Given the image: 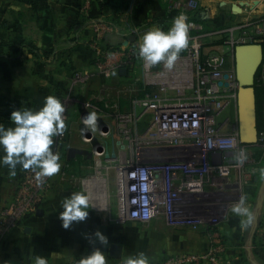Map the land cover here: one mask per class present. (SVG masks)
I'll return each instance as SVG.
<instances>
[{"label": "built area", "instance_id": "built-area-1", "mask_svg": "<svg viewBox=\"0 0 264 264\" xmlns=\"http://www.w3.org/2000/svg\"><path fill=\"white\" fill-rule=\"evenodd\" d=\"M104 1L82 0L80 13L89 18L92 6ZM165 2L166 13L177 11L178 15L183 13L187 17L190 25L189 45L183 49V55L179 56L171 70L164 67L158 74H145L147 82L142 84L143 95H132L128 99L127 110L114 111V119L120 132L129 136L136 123L141 120L138 117L143 118L150 113V119L135 143L131 137L126 138L124 149L114 156L115 165L110 164L114 158L105 153L104 145L97 144L95 147L98 154L108 155L106 164L101 169L95 168L89 176L69 178L79 180L85 193L90 196V205L94 209L108 210L112 196L108 189L109 171L112 170L116 208V217L112 221L146 224L151 220L161 219L164 224L172 226L185 223L194 226L197 223L205 224L212 238L202 255H191L190 252L168 255L158 264H198L204 258L212 264H229L225 240L214 228L219 223L217 213L220 207L217 206L224 203L211 202L208 196L212 193L235 194L241 189L242 183L251 180L259 170L260 159L248 157L240 165L235 158L240 149L254 145L239 141L236 117L238 83L232 48L239 43L264 41V18L229 29L216 27L208 30L194 18L201 9L200 0ZM91 28L95 40H98L105 32L118 30L119 26L98 19L91 21ZM237 28L240 33L234 35ZM135 33L136 30L132 29L131 34ZM225 33L228 34L222 42L231 47L229 58L216 50L202 52L206 43ZM127 42L130 45L121 51L122 62L127 69H131L134 59L140 58V42ZM133 45L138 46L137 49ZM94 48L100 55L99 66L104 65L108 57L120 53L101 49L97 43ZM140 61L143 65L144 61ZM143 68L145 69L144 65ZM79 74L77 72L74 75L73 83L80 77ZM260 74L259 76L264 77V68ZM149 86L155 87L146 90ZM84 136L90 140L94 135L91 130H87ZM137 139L156 143L155 147L162 150L144 155L138 146H134ZM255 145L264 153V128L258 133ZM216 152L222 154L221 162L217 164L212 163V154ZM226 152H231L232 155L226 156ZM233 172L238 173V181L230 180ZM56 177L64 179L68 175L65 170H60L57 174L38 181L31 169H22L17 174L13 198L0 206V242L18 226L23 217L37 211ZM79 259H73L68 264H78Z\"/></svg>", "mask_w": 264, "mask_h": 264}, {"label": "crops", "instance_id": "crops-1", "mask_svg": "<svg viewBox=\"0 0 264 264\" xmlns=\"http://www.w3.org/2000/svg\"><path fill=\"white\" fill-rule=\"evenodd\" d=\"M81 1L0 0V47L13 51L29 42L42 52L41 58H38L22 50L18 65H10L6 57L0 56V124L13 127L10 115L13 110H38L48 95H55L62 101V94L73 85V69L80 66L95 68V64L99 66L100 55L94 48L96 43L101 49L113 47L119 51L130 45L127 41L131 44L142 42L144 32L158 26L145 23L166 14L165 0H105L93 5L91 16L87 18L80 13ZM200 3L203 6L200 15L205 25L213 17L209 11L214 12V9H218V15L212 20L217 23L225 22L240 12L245 16L260 15L264 18V0H200ZM98 19L117 24L119 29L107 31L95 40L91 21ZM170 27L171 24L168 29ZM132 29L136 30L135 34H131ZM225 37L226 34L216 37L215 43ZM260 80L264 101V77H260ZM3 154L0 151V156ZM22 169L17 165L16 174L12 176L6 165H0V206L13 198L17 174ZM64 170L68 177H56L37 211L23 217L18 226L0 242V264H35L38 255L46 257L48 264H68L89 254L93 247L105 252L108 264L115 257L111 250L113 245L129 250V255L143 252L149 261L174 252L202 255L206 251L212 238L209 232L190 231V234L179 235L165 231L161 219L151 220L140 231H136V227L131 229V225L125 223L114 225L111 219L116 217V213H112L111 204L108 210L91 207L85 221L74 223L70 229L62 228L59 212L63 210V198L72 192H85L79 180L74 181L69 177H86L93 173L79 175ZM262 180L260 177L258 195L255 198L247 196L246 204L253 213L252 224L243 227V218L229 210L216 229L225 240L229 264H261L252 253V240L264 242ZM108 189L110 193V184ZM97 229L107 236L106 246L98 242L91 244L85 238V234H92ZM152 234L155 237L152 238ZM198 264L212 263L204 258Z\"/></svg>", "mask_w": 264, "mask_h": 264}, {"label": "rangeland", "instance_id": "rangeland-1", "mask_svg": "<svg viewBox=\"0 0 264 264\" xmlns=\"http://www.w3.org/2000/svg\"><path fill=\"white\" fill-rule=\"evenodd\" d=\"M202 7L203 6H201V9ZM217 10L218 9H214V12L209 11V13L213 17H215L218 15ZM235 14V16L230 17L227 21L222 23L215 22L216 20H212V17L211 21L207 22L206 29L210 30L215 29L216 27H223L225 29H229L236 25L253 22L263 17L260 15L245 16L242 15L243 13L241 14V12ZM234 32L237 35L240 33V30L237 28L234 30ZM225 34L227 36L228 33ZM211 41L215 40L213 39ZM133 46L136 49L138 47L136 45ZM10 50L11 49H4L0 47V52L5 53L7 55H15V53ZM123 50H125V48L119 50L120 53L116 54L115 56L108 57L107 61L104 62L105 64L102 66L100 65L101 67L95 64V68H85L84 66H80L78 69H73L71 74L72 77L74 78V75L77 72L80 73V77L76 79L74 83H72L73 85L70 86V88H66L67 91L62 94V103L65 107L64 116L66 122V129L62 135L54 137V145L52 146L53 151H56V153H58L60 156V163L62 165L60 170L66 169L68 172L72 171L73 173L77 172L79 175H87L93 172L95 168L101 169V167L106 164V158L108 157V155L111 156V158H114V156L117 155L118 151L122 152L121 150L124 149L127 143V137H131L132 139H134L135 143L136 138L141 135L148 120L150 119V113L145 114L143 118L138 117V119L141 120L136 123L134 129L131 132V136H129V134H123L122 132H120V129L117 126V122L114 119V111L118 109L127 110L128 99L133 94L137 93V90L139 89L140 85L147 82L145 74H158L164 69L162 63L155 65L151 68H146L144 66V69V64L142 65L140 61L141 58H138L136 60L134 59V66L131 69H127L122 62L123 56L121 55V51ZM215 50L224 54L227 58H229L231 55V47L228 44L223 43L222 41L219 44H206L202 48L203 53ZM183 53L184 51L182 50L179 56L183 55ZM262 68H264V63L262 64ZM260 77L261 76H259V80ZM257 85H259L261 88L262 84L259 83ZM151 87L154 88L155 86H149V88ZM108 90H111V92H108ZM93 111L97 113V127L95 129H88L91 130L94 135L92 139L88 140L84 136L87 130L82 131V129H85L86 127L83 124L82 117L85 115V113H91ZM137 115L139 114L137 113ZM97 144L104 145V149L106 151L105 153H108L107 156H104L103 154H98V150L95 147ZM134 146H138L140 151L144 155H151L155 152L159 153L162 150L160 147H155L156 143H151V141L145 139H137V142ZM256 149H259L257 145L246 148L245 150L246 152H248L247 156L252 157ZM115 163L116 160L114 158L113 161L110 162V164L115 165ZM238 179V173H231V181H238ZM249 182L250 180L243 182L241 189L235 192V194L230 195L212 193L208 196V199L211 202H217L221 204L224 203V205L220 204L221 206H217L220 207L219 212L217 213L219 223L222 222L223 219L226 217L228 211L230 210L229 206H232L234 203L238 202L241 195H249L248 193H246V188L249 185ZM257 183L259 187L261 183L260 179ZM109 184L111 189L110 193L113 194L114 174L112 170L109 171ZM78 185L80 186L79 183ZM110 204L112 213L115 214L116 208L115 199L113 195L111 196ZM124 223L125 225H131V229L133 227H136V231H140V229L145 228L143 226L144 224H140L135 221H128ZM124 223L112 221V224L114 225H122ZM218 224L214 225L215 229H217ZM163 229L165 231L179 233V235H183V233L190 234V231H193L195 233L207 232V228H205V224L203 223H197L195 224V226L190 223H185L183 225L177 226L164 224ZM151 236L152 238L155 237L153 234ZM174 253L178 255L183 254L181 252ZM126 256H129V250L125 251L121 247L119 254L115 255L113 262L123 264L124 258ZM167 257L168 254L162 256L158 260L149 262L150 264H158Z\"/></svg>", "mask_w": 264, "mask_h": 264}, {"label": "clouds", "instance_id": "clouds-1", "mask_svg": "<svg viewBox=\"0 0 264 264\" xmlns=\"http://www.w3.org/2000/svg\"><path fill=\"white\" fill-rule=\"evenodd\" d=\"M189 23L187 17L181 13L172 21L171 27L164 31L156 26L144 32L142 42L139 44L138 56L144 61L146 68H151L160 63L171 70L179 58V54L189 45ZM65 107L55 95L44 98L38 110L31 108H18L11 112L13 127L0 124V165H6L9 174H16L17 165L23 169H31L38 181L44 177L57 174L61 169L60 156L53 151L54 137L62 135L66 129ZM84 130L97 127V113H87L82 117ZM211 144V141L209 142ZM236 162L243 165L248 159L245 149H240L236 154ZM264 179V169L260 170ZM247 196L241 195L238 202L230 209L231 213L242 217V226L248 227L253 222V213L246 204ZM90 196L85 192H72L62 200L59 212L61 227L70 229L74 223L85 221L89 216ZM89 243L107 245L108 238L99 229L92 234H85ZM35 264H48L44 256H36ZM78 264H107L105 252L99 247L82 256ZM123 264H150L148 257L140 252L124 258Z\"/></svg>", "mask_w": 264, "mask_h": 264}, {"label": "water", "instance_id": "water-1", "mask_svg": "<svg viewBox=\"0 0 264 264\" xmlns=\"http://www.w3.org/2000/svg\"><path fill=\"white\" fill-rule=\"evenodd\" d=\"M233 62L237 80L236 117L238 124L239 141L242 144L255 145L258 142L257 113L255 98V75L262 64L264 55L261 43H239L233 46ZM100 150V149H99ZM231 156V152H226ZM222 154H212V163H220ZM264 179L262 180V186ZM256 220V219H255ZM256 221L254 222V226ZM114 255L119 254L120 247L113 245ZM254 264H257L254 262Z\"/></svg>", "mask_w": 264, "mask_h": 264}, {"label": "trees", "instance_id": "trees-1", "mask_svg": "<svg viewBox=\"0 0 264 264\" xmlns=\"http://www.w3.org/2000/svg\"><path fill=\"white\" fill-rule=\"evenodd\" d=\"M178 13L177 11H171V12H167L165 14L164 17L162 18H157L154 19L152 21H148L145 24H156L159 27H161L164 31L168 29L169 25L172 24V21L175 17H177ZM196 20L203 22V19L201 18L200 15V11L197 12L196 16L194 17ZM205 28L206 25L204 24ZM221 42V41H220ZM220 42L215 43V41H211L206 43L208 44H219ZM262 47H263V55H264V41L261 42ZM22 50H26L29 53H32L34 56L41 58L42 56V52H40L35 46H33L31 43L29 42H25L22 46H20L19 48L15 49V50H10L12 52L15 53V55H7L5 53L0 52V56L1 57H6L9 60V64L10 65H18L21 63V58H20V54L22 52ZM108 51H113L114 48L113 47H107ZM45 58H47V56H45ZM264 61V58H263ZM262 61V64H263ZM262 64L260 65L256 75H255V98H256V113H257V130L258 133L264 128V118H263V110H264V101H263V92L262 89L260 88L259 84L261 80H259V75L262 71ZM142 85L139 86V89L137 90V93L133 94L135 96H142L143 95V90H141ZM149 89V87H146V90ZM123 104V102H122ZM126 104V103H125ZM253 158L255 160L260 159V163H259V170L257 173H255L250 182L249 185L246 188V193H248L250 196H252L253 198H255L258 195V181L261 177V169H264V153H262L260 150H255L254 154H253ZM248 195V196H249ZM261 215H262V219L264 220V210L261 211ZM252 253L254 254V256L256 257V260L259 261L261 264H264V242H255L254 240H252Z\"/></svg>", "mask_w": 264, "mask_h": 264}]
</instances>
